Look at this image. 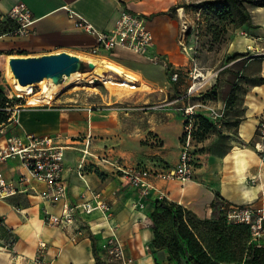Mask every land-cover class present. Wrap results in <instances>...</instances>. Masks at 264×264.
<instances>
[{
    "label": "crops",
    "instance_id": "1",
    "mask_svg": "<svg viewBox=\"0 0 264 264\" xmlns=\"http://www.w3.org/2000/svg\"><path fill=\"white\" fill-rule=\"evenodd\" d=\"M170 1L0 0V16L5 17L15 4L24 2L36 21L28 36H4L16 27L14 21L5 18L0 24V52L3 53L0 57H32L61 52L100 56L121 64L127 74H135L136 85L140 82L139 88L145 90L144 84L152 83L147 73L153 70L164 73V68L156 69L146 56L129 50L125 55H115L123 50L120 47L93 55L91 51L99 46L96 37L75 24L82 17L99 31L109 32L124 10L152 16L157 6ZM148 26L155 42L152 52L167 55L169 63H173L171 55L177 52L176 37L179 34L175 23L159 15L152 16ZM248 48L252 47L248 45ZM258 52L261 53L245 57L244 72H249L245 74L249 91L243 107L227 110L222 121H226L224 135L216 141L208 137L200 143L207 149L198 155L201 166H198L194 178L186 182L153 181L155 189H151L146 198H141L140 190L120 176L111 162L115 159L120 162L122 158L121 165L129 168L175 167L180 157L182 136V120L176 110L148 107V111L137 119H132L135 116L125 119L135 126L127 131L134 139V146L121 140L120 150L116 153L120 158L111 155L109 162L105 163L101 160L104 149L115 145L113 137H109L118 129L119 121L115 117L88 111V107L64 110L61 103L54 108L22 109L19 125L14 129L17 134L58 137L57 143L64 147L62 180L67 185V196L57 203L46 200L44 195L48 188L45 184L35 180L21 184L22 175L28 176V171L19 159L0 162V172L20 189L16 195L0 200V249L5 250L0 252V264H34L41 240L48 245L45 260L49 264H97L101 245L109 235V223L101 211L78 212L69 228L51 226L45 221L46 213L60 216L65 204L94 203L97 194L111 204L118 236L125 243L133 264H156L150 213L153 201L160 198L161 193L201 219L211 217L216 192L232 205L260 204L264 200V159L256 151L255 143L264 111V84L258 85L256 81L264 78V48ZM254 64L256 67L253 68ZM124 78L127 79L126 73ZM159 95L148 96L139 92L136 99L151 101ZM250 98L259 99L262 104L253 107ZM146 139L148 143L142 145ZM85 151L87 155L84 156ZM81 162L83 170H79ZM11 163L14 166L8 168ZM252 179H256V185L251 184ZM161 254L159 261L168 264L167 253L163 251Z\"/></svg>",
    "mask_w": 264,
    "mask_h": 264
},
{
    "label": "rangeland",
    "instance_id": "2",
    "mask_svg": "<svg viewBox=\"0 0 264 264\" xmlns=\"http://www.w3.org/2000/svg\"><path fill=\"white\" fill-rule=\"evenodd\" d=\"M221 1L171 0L155 8L152 16H165L172 23H175V28L179 33L176 37L178 49L176 53L171 55L174 59L173 63H169L170 59L167 55H161L168 65L166 67L153 66L156 69L164 68V73L157 70L149 71L146 76L150 78L152 83L150 85L144 84L143 89L145 90L139 88L140 82L136 85V81H130L128 77V80L122 78L114 71L94 63L95 68L90 71L79 72L70 79L55 81L53 85L58 87L52 88L53 94L57 96L52 100L53 105L61 103L65 106L72 104L88 107L93 111L115 117L119 121L118 129L113 132L112 136H109L110 138L113 137L115 145L111 149L106 147L103 151L104 156L111 157L112 155V158H120L116 153L120 150L118 145L121 140L124 139L131 146H134V139L128 136L127 131L133 130L135 126L131 123L128 124L125 119L133 116L135 117L132 119H137L140 114L148 111V107H154L155 110L172 108L176 110L182 120L183 133L186 117L182 107L187 104L195 106L194 110L199 119L196 122L198 135L193 150L197 161H200L198 155L207 149L200 143L208 137H212L216 141L221 135H224L222 131L226 126V121L222 124L214 121L209 116L208 110L201 105H209L224 110L226 115L228 109L240 110L249 91V81L245 76L249 72H244L245 57L252 53L259 54L261 52L258 51L264 48V7L256 8L250 4H245L252 23L256 26L250 27L242 23V18L231 1L228 2V6H225ZM142 15L150 22L152 16ZM248 45L252 48H248ZM125 51L128 50L117 51L120 53H115V55H125ZM237 55L246 56L236 59ZM78 57L84 61H111L100 56L82 55ZM116 64L123 69V76H125L127 71L121 64ZM255 65L253 68L256 67ZM129 74L135 76L133 73ZM176 75L177 78H175ZM13 78L9 71L3 72L0 67V89L14 98L11 105L18 102L15 99ZM232 91H234L235 96L227 102ZM34 92L35 94L40 93V87H35ZM139 92L146 93L148 96L154 93L160 95L155 96V99L151 101H143L136 99ZM165 94L167 96H164ZM25 98L30 105L27 96ZM61 98L64 99L60 100ZM250 100L253 102V107L262 104L259 99L250 98ZM7 114L9 115V113ZM263 116L264 111L261 113V117ZM203 121L206 123L204 124ZM145 143H148L147 139L142 142V145ZM122 161L121 158L119 163L122 164ZM13 166L11 163L8 168ZM198 166L201 165L198 164ZM250 204L264 207V200L260 204ZM147 220H144L143 224ZM262 239L264 240V237ZM155 257L161 260V252L155 250Z\"/></svg>",
    "mask_w": 264,
    "mask_h": 264
},
{
    "label": "built area",
    "instance_id": "3",
    "mask_svg": "<svg viewBox=\"0 0 264 264\" xmlns=\"http://www.w3.org/2000/svg\"><path fill=\"white\" fill-rule=\"evenodd\" d=\"M5 18H9L16 23V27L4 36L25 37L31 33L35 20L24 2L15 4L9 13L0 16V24ZM78 28L96 37L99 46L91 52L98 55L101 50H112L115 47L127 49L136 54L146 56L150 63L166 67L168 63L158 54L153 53L155 45L154 36L143 15L132 11L124 10L117 21L115 27L109 32H101L89 21L79 17L75 24ZM177 78V75L176 77ZM7 102L0 110L9 113L6 122L0 125V162L8 159H19L27 175H22L21 184L32 180L43 183L48 188L44 198L52 203H57L67 196V185L62 180L64 171V147L57 143L58 137L37 136L28 134L21 136L15 132V127L19 125V113L27 107H57V105H28L27 99L19 94H15L17 103L7 93ZM209 112V116L217 123L222 124L225 118V111L219 110L209 105H201ZM61 107V105L59 106ZM64 110H80L83 107L77 105H63ZM195 106L183 105L182 111L186 117L184 130L181 136V152L178 163L173 168L163 169L157 166H137L126 167L118 161L111 162L120 176L127 178L129 183L140 190L141 198H146L151 189H155L153 181H179L186 182L194 178L199 162L194 153L196 122L198 120ZM91 111L92 109H87ZM255 149L264 159V116L259 121L257 128V142ZM87 155L86 151L84 156ZM105 163L109 162V156L101 158ZM83 162L79 165V170H83ZM79 175H81L79 173ZM252 185H256V179L251 180ZM23 190V189H22ZM25 191V190H23ZM20 192V189L11 181H8L4 174L0 172V200H5ZM164 195L161 193L160 198ZM144 207V205H141ZM229 220L245 223L250 227L254 240L261 241L264 237V207H257L256 204L248 205H224L222 208ZM101 211L109 223V235L101 245L99 261L97 264H133L134 260L127 254L126 245L117 233V223L113 222L112 207L109 202L99 194L95 196L94 203L84 202L76 206L65 204L62 215H52L46 213L45 221L51 226L71 227L75 222V215L79 212L86 214L94 211ZM47 243L39 241L37 253L33 259L34 264H49L45 260L47 254ZM5 251L0 249V252Z\"/></svg>",
    "mask_w": 264,
    "mask_h": 264
},
{
    "label": "trees",
    "instance_id": "4",
    "mask_svg": "<svg viewBox=\"0 0 264 264\" xmlns=\"http://www.w3.org/2000/svg\"><path fill=\"white\" fill-rule=\"evenodd\" d=\"M229 1L238 10L243 24L256 27L245 4L263 8L264 0L221 2L228 6ZM2 54L0 52V55ZM244 56L246 55H237L235 58ZM8 60V56L0 57L3 72L9 71ZM90 70L85 63L82 72ZM257 84H264V78L258 79ZM234 96L235 93L232 91L227 102ZM7 100L5 92L0 89L1 108L5 106ZM8 117L5 111L0 110V125L6 122ZM195 134L196 140L198 133ZM215 195L213 212L207 219H201L193 211L165 197L153 201L150 218L155 250L167 253L168 264H264V243L253 239L250 227L245 223L229 220L222 208L231 204L225 201L219 192ZM155 263L163 264L158 258Z\"/></svg>",
    "mask_w": 264,
    "mask_h": 264
},
{
    "label": "water",
    "instance_id": "5",
    "mask_svg": "<svg viewBox=\"0 0 264 264\" xmlns=\"http://www.w3.org/2000/svg\"><path fill=\"white\" fill-rule=\"evenodd\" d=\"M90 69L95 68L91 61H84L67 52L43 56L10 57L7 63L9 73L23 85L41 82L44 79L62 81L82 72L84 64ZM124 78V76H121Z\"/></svg>",
    "mask_w": 264,
    "mask_h": 264
},
{
    "label": "bare ground",
    "instance_id": "6",
    "mask_svg": "<svg viewBox=\"0 0 264 264\" xmlns=\"http://www.w3.org/2000/svg\"><path fill=\"white\" fill-rule=\"evenodd\" d=\"M90 61L95 63L97 66L103 67L105 69H110L115 73L119 74L120 76H123L124 73L123 69L113 61L112 62L107 60H101V61L90 60ZM126 75L130 81L136 80L135 76L131 74H126ZM55 81H56L55 79H44L41 82L23 86L19 84L15 78H13L14 91L17 94L22 95L24 97L27 96L30 105H50L53 104L52 100H54L57 97L53 94L52 91V88L58 87L53 85ZM35 87H40L41 92L35 94L34 92Z\"/></svg>",
    "mask_w": 264,
    "mask_h": 264
}]
</instances>
